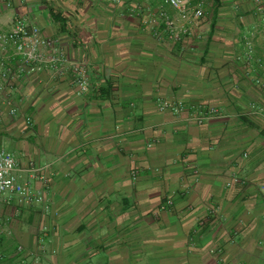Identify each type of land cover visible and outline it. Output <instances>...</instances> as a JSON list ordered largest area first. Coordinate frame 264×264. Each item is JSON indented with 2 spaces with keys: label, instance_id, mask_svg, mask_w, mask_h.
<instances>
[{
  "label": "crops",
  "instance_id": "crops-1",
  "mask_svg": "<svg viewBox=\"0 0 264 264\" xmlns=\"http://www.w3.org/2000/svg\"><path fill=\"white\" fill-rule=\"evenodd\" d=\"M8 2L0 31L25 19L64 62L27 73L12 48L3 59L0 149L44 200L0 196V264H264L263 123L251 117L264 39L250 2L207 3L194 26L164 5L173 31L150 21L162 0ZM31 165L46 170L30 179Z\"/></svg>",
  "mask_w": 264,
  "mask_h": 264
},
{
  "label": "built area",
  "instance_id": "built-area-1",
  "mask_svg": "<svg viewBox=\"0 0 264 264\" xmlns=\"http://www.w3.org/2000/svg\"><path fill=\"white\" fill-rule=\"evenodd\" d=\"M9 5L8 0H3ZM254 1V14L257 15L263 24L262 31L264 35V7L263 0ZM114 4H121L122 0H112ZM208 0H162V5L158 8L156 14L150 15V21L155 22L157 18L163 20V24L173 31L175 27L174 18H170L163 9L167 5L177 12V17L183 21H187L192 26L197 24V21L204 16ZM137 4H134L132 9H135ZM185 32L186 29H182ZM60 42L57 38L48 37L33 24L28 23L25 19L16 18L12 21L8 31H0V88L1 81L6 78L7 74L11 73L8 65H5L3 59L8 48H12L19 58L18 71L33 72L41 65L51 67L58 70V60H62V52H60ZM247 51H251V47H247ZM64 62V60H62ZM71 69L76 75L75 81L80 92L86 91L87 74L85 64L81 61L69 62ZM160 110H172L178 112L182 105L175 106L173 103L164 101L158 104ZM264 109H260L262 112ZM208 111V112H207ZM207 113H217L216 108L206 110ZM257 112V111H256ZM255 112V113H256ZM9 113L13 115L14 109H10ZM202 114V112H200ZM198 122L202 121L197 117ZM27 170L30 179L40 178V173L46 170V167H33ZM25 172V171H24ZM237 182V179H233ZM4 194H15L20 197L19 202L26 205L43 203L44 196L42 191L33 192L30 188V181L20 170L13 156L4 149H0V196Z\"/></svg>",
  "mask_w": 264,
  "mask_h": 264
},
{
  "label": "trees",
  "instance_id": "trees-1",
  "mask_svg": "<svg viewBox=\"0 0 264 264\" xmlns=\"http://www.w3.org/2000/svg\"><path fill=\"white\" fill-rule=\"evenodd\" d=\"M209 3H210V6H211V8L212 9H215V8H218V7H220L221 6V4H222V1L221 0H210L209 1ZM255 16H257V15H255ZM251 52V51H250ZM250 52H246V53H249L250 54ZM263 57V56H262ZM262 60V59H261ZM260 67L261 68H259V69H262V67H264V62H260ZM261 72H259V74H260ZM256 82H257V84L256 85H258V87H260V86H262L263 85V82L262 81H260V79L259 80H256ZM252 116L251 117H253L254 119H256V121H258L259 123H263V127H262V130H261V134L262 135H264V119H262V116H260V114L258 113V112H256L255 114H251ZM245 121H247L246 119H247V116H244V118H243Z\"/></svg>",
  "mask_w": 264,
  "mask_h": 264
},
{
  "label": "rangeland",
  "instance_id": "rangeland-1",
  "mask_svg": "<svg viewBox=\"0 0 264 264\" xmlns=\"http://www.w3.org/2000/svg\"><path fill=\"white\" fill-rule=\"evenodd\" d=\"M209 1L210 0H208V4L210 5V3H209ZM222 1V4H221V6H227V5H231V4H233L234 3V5H238V6H240V3H241V1L242 0H221ZM246 3H248L249 4V2H250V6L252 7V10H254V1L253 0H244ZM227 4V5H226ZM210 8H211V6H209ZM263 7H264V0H263ZM255 15V14H254ZM255 18H256V20H258L259 22H260V24H261V30H260V37H262V39H264V35H263V31H262V27H263V24L261 23V21L259 20V18L257 17V16H254ZM237 20H239V21H244V18L243 17H241V15H240V18L238 19L237 18ZM260 81H262V80H260ZM264 109V108H263ZM257 111L259 114H264V110L261 112V111H259L258 109H254V111ZM255 111V112H256Z\"/></svg>",
  "mask_w": 264,
  "mask_h": 264
}]
</instances>
